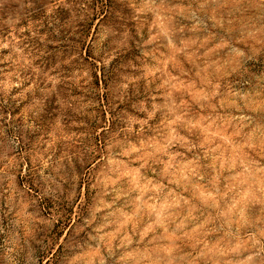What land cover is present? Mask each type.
<instances>
[{
    "label": "rangeland",
    "instance_id": "obj_1",
    "mask_svg": "<svg viewBox=\"0 0 264 264\" xmlns=\"http://www.w3.org/2000/svg\"><path fill=\"white\" fill-rule=\"evenodd\" d=\"M0 264H264V0H0Z\"/></svg>",
    "mask_w": 264,
    "mask_h": 264
}]
</instances>
